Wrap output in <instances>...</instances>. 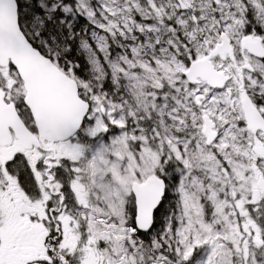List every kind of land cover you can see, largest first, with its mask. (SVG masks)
<instances>
[{"label": "snow or ice", "instance_id": "obj_1", "mask_svg": "<svg viewBox=\"0 0 264 264\" xmlns=\"http://www.w3.org/2000/svg\"><path fill=\"white\" fill-rule=\"evenodd\" d=\"M0 264H264V0H0Z\"/></svg>", "mask_w": 264, "mask_h": 264}]
</instances>
